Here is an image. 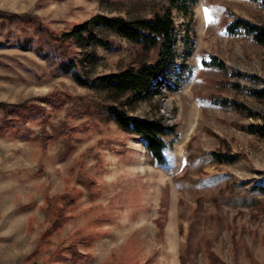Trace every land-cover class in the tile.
<instances>
[{"label": "rangeland", "instance_id": "obj_1", "mask_svg": "<svg viewBox=\"0 0 264 264\" xmlns=\"http://www.w3.org/2000/svg\"><path fill=\"white\" fill-rule=\"evenodd\" d=\"M182 3L187 9L173 11L176 56L159 83L136 98L79 84L37 45L48 49L50 30L67 31L97 13L150 18L165 1L0 0V10L44 26L37 31L22 16H0V103L39 111L0 133V264H264V202L257 208L232 198L264 199L250 190L264 184V137L239 127L263 121L264 98L245 87L264 85V45L225 32L237 17L264 25V5ZM109 38L110 48L91 44L83 52L73 46L71 57L85 76L157 59L156 48L117 34ZM207 54L224 60L228 74L204 68ZM226 81L244 88L220 84ZM213 94L242 101L255 114L202 102ZM106 103L175 126L165 136L167 162H155L146 142L113 118L84 112ZM7 117L0 107V124ZM211 151L239 157L220 163ZM65 194L73 198L66 204ZM59 217L64 222L55 227Z\"/></svg>", "mask_w": 264, "mask_h": 264}, {"label": "trees", "instance_id": "obj_2", "mask_svg": "<svg viewBox=\"0 0 264 264\" xmlns=\"http://www.w3.org/2000/svg\"><path fill=\"white\" fill-rule=\"evenodd\" d=\"M167 4L162 11L156 12L150 18H126L118 15H106L102 13L95 14L92 18L80 23H76L71 29L61 33H55L50 30L52 43L48 49L43 43L37 45V50L43 54L49 61L54 62L66 72H71L73 78L81 85L91 86L101 84L116 94H126L131 92L134 97L145 95L151 88L153 83L161 80V74L168 67L171 60L176 56V41H177V26L173 15L174 9H187L182 3L184 0H162ZM259 1L264 5V0ZM0 16L11 19L23 17L25 23H32L37 31H43L44 26L39 20L26 15H18L7 11L0 10ZM225 32L228 34L248 37L251 40L264 45V25L251 21L245 17H237L235 20L229 21L225 25ZM111 34H117L130 41H133L143 48L149 50L152 48L158 49V56L154 62L143 61L139 65L129 66L123 70L112 72L104 75L96 76L91 79L84 75L78 68V63L71 57L73 46L86 51L87 46L94 44L110 48L113 42L110 40ZM26 42H32V39H27ZM201 65L204 68H213L221 70L228 74L227 65L220 57L214 54H207L201 58ZM220 84L232 85L236 88H244L239 83L221 82ZM248 92L258 98H264V85L262 87H245ZM202 102L220 107L223 109L234 110L244 115L253 116L255 113L242 101L233 98L210 95V97L202 99ZM53 104H57L53 102ZM0 107L6 108V117L10 115L15 118H5L6 120L0 124V133H3L7 128L15 127L16 121H24L29 114L39 113L38 106L23 105H6L0 103ZM40 109V108H39ZM89 115H100L105 118H113L118 126L127 132L136 133L139 138L143 139L147 148L155 162L165 164L167 162L166 149L167 142L165 136L175 132V126H165L158 118H141L129 114L120 105L117 104H101L95 109L86 106L84 111ZM17 116V117H16ZM261 123H248L239 125V127L247 132L257 134L264 137V114ZM212 158L220 163L232 162L239 157V153L231 151H211L208 152ZM250 190H259L264 193V184H254ZM245 197V199H241ZM234 201L241 203H253V207L260 206L264 199L257 198L250 194L232 196ZM64 203L66 204L70 198L69 194L64 195ZM65 207L59 208L60 216H63ZM64 220L57 218L55 227H60ZM75 255L76 260L81 258L78 256V251L75 246H69ZM211 254V253H210Z\"/></svg>", "mask_w": 264, "mask_h": 264}, {"label": "snow or ice", "instance_id": "obj_3", "mask_svg": "<svg viewBox=\"0 0 264 264\" xmlns=\"http://www.w3.org/2000/svg\"><path fill=\"white\" fill-rule=\"evenodd\" d=\"M205 11H206V13H207L209 10H208V9H206ZM208 19H209V21L211 22V20H212V17H210V16H209V17H208Z\"/></svg>", "mask_w": 264, "mask_h": 264}, {"label": "built area", "instance_id": "obj_4", "mask_svg": "<svg viewBox=\"0 0 264 264\" xmlns=\"http://www.w3.org/2000/svg\"><path fill=\"white\" fill-rule=\"evenodd\" d=\"M161 79L163 78V75L161 74V77H160ZM166 85H167V83L166 82H164Z\"/></svg>", "mask_w": 264, "mask_h": 264}]
</instances>
